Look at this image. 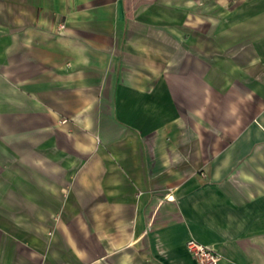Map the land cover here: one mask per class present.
I'll return each mask as SVG.
<instances>
[{
    "label": "crops",
    "instance_id": "crops-1",
    "mask_svg": "<svg viewBox=\"0 0 264 264\" xmlns=\"http://www.w3.org/2000/svg\"><path fill=\"white\" fill-rule=\"evenodd\" d=\"M190 239L264 264V0H0V264Z\"/></svg>",
    "mask_w": 264,
    "mask_h": 264
},
{
    "label": "built area",
    "instance_id": "built-area-1",
    "mask_svg": "<svg viewBox=\"0 0 264 264\" xmlns=\"http://www.w3.org/2000/svg\"><path fill=\"white\" fill-rule=\"evenodd\" d=\"M64 27V24H61L60 29ZM187 249L197 264H219L222 259L212 246L202 244L194 239L188 240Z\"/></svg>",
    "mask_w": 264,
    "mask_h": 264
},
{
    "label": "rangeland",
    "instance_id": "rangeland-1",
    "mask_svg": "<svg viewBox=\"0 0 264 264\" xmlns=\"http://www.w3.org/2000/svg\"><path fill=\"white\" fill-rule=\"evenodd\" d=\"M237 1H238V0H236V2H237ZM240 5H241V4H240ZM240 5L238 4V5H236V6H240ZM238 8H239V7H238ZM238 8H237V9H238ZM237 9H236V10H237ZM239 9H240V8H239ZM241 9H242V8H241ZM239 14H244V13H243V12H240Z\"/></svg>",
    "mask_w": 264,
    "mask_h": 264
}]
</instances>
